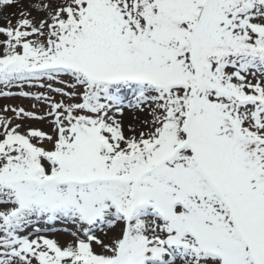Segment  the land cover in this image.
I'll return each instance as SVG.
<instances>
[{
	"label": "snow or ice",
	"instance_id": "6c2138e0",
	"mask_svg": "<svg viewBox=\"0 0 264 264\" xmlns=\"http://www.w3.org/2000/svg\"><path fill=\"white\" fill-rule=\"evenodd\" d=\"M0 97V264H264V0H0Z\"/></svg>",
	"mask_w": 264,
	"mask_h": 264
},
{
	"label": "rangeland",
	"instance_id": "374dc122",
	"mask_svg": "<svg viewBox=\"0 0 264 264\" xmlns=\"http://www.w3.org/2000/svg\"><path fill=\"white\" fill-rule=\"evenodd\" d=\"M33 91H43V89H32ZM12 91H18V89L13 88ZM59 98V97H57ZM34 103H38L34 100L28 99V98H22V97H0V110L3 109L4 105H13V106H24L28 110H32L31 105ZM39 110L41 111V114L43 111L46 110V105L39 104ZM0 114H6V115H12V113H2ZM131 120L130 114H126L125 116V122L126 124ZM32 126L38 127L42 130L48 131L50 130V121L49 120H43V121H28ZM52 231L48 234L52 236L53 238L57 239L61 244H66L70 240H72V236L69 231H66L65 229H72L74 230V226L70 224H63L60 222H57L51 226ZM101 235L102 238L107 239L106 237H103L102 233H98ZM97 251H99V248H97Z\"/></svg>",
	"mask_w": 264,
	"mask_h": 264
},
{
	"label": "bare ground",
	"instance_id": "6f19581e",
	"mask_svg": "<svg viewBox=\"0 0 264 264\" xmlns=\"http://www.w3.org/2000/svg\"><path fill=\"white\" fill-rule=\"evenodd\" d=\"M111 235V234H110Z\"/></svg>",
	"mask_w": 264,
	"mask_h": 264
}]
</instances>
